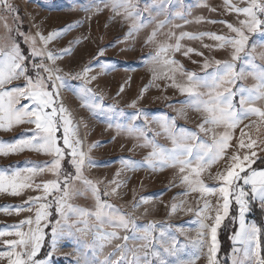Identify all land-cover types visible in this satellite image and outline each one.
Instances as JSON below:
<instances>
[{
  "label": "snow or ice",
  "instance_id": "6c2138e0",
  "mask_svg": "<svg viewBox=\"0 0 264 264\" xmlns=\"http://www.w3.org/2000/svg\"><path fill=\"white\" fill-rule=\"evenodd\" d=\"M100 2L111 9L113 18L119 16L122 22L130 21L126 38L154 25L144 40L145 46L152 47L145 57L151 65L152 80L137 99L156 81L164 80L166 88H175L184 96L178 103L200 113L201 120L195 129H186L177 128L174 117H154L153 122L159 125L160 131L153 132L152 136L148 135L151 129L134 123L141 117L145 125L150 123L142 109L132 114L128 123H113L125 113L115 105H104L103 97L90 86L97 80L96 75L90 74L94 65L88 63L79 71L65 72L58 61L71 52L73 41L59 51L49 47L65 30H53L45 35L36 26L35 32L21 31L19 8L10 0H0L3 14L0 19L4 21V32L0 34V131L31 126L20 136L0 140V156L34 151L48 157L38 164L27 161L30 166L24 168L11 165L0 168V194L23 198L20 204L0 208L16 214L29 213L17 224L0 229V264H50L47 259L39 258L49 234L53 251L58 239L78 238L81 250L75 264H197L201 257L206 264H229V260L230 264H264V225L249 223L245 218L253 202L264 209V169L252 167L260 158L258 150L264 151V139L259 138L264 128V63L255 62L257 48L264 49V0H224L223 11L234 14L233 22L207 20L203 16L192 21L188 9L173 15L168 8L176 6L173 0H160L159 6L152 9L156 16L150 12L147 18L142 17L133 0ZM187 2L177 0L181 6ZM195 6L217 11L209 7L207 0ZM99 10L96 6V11ZM161 15L165 18L158 19ZM8 17L16 22L15 28L7 23ZM177 18L185 24L221 23L228 32L180 31L177 34L176 30L183 27L173 24ZM67 27L70 30L72 26ZM166 28L168 31H164ZM205 37L215 43L203 44L204 48L225 50L228 58H205L199 72L185 69L173 58L176 53L203 57V52L185 48L181 42L203 41ZM255 37L259 38L258 43ZM103 53L101 49L98 55ZM260 59L264 61V51ZM249 78L254 81L250 86L243 83ZM74 81L80 83L74 86L71 83ZM124 87L121 85L120 92ZM69 90L81 101L82 108L93 115L105 116L109 127H115L118 134L142 140L129 151L136 147L150 149L143 160L121 158V168L112 179L90 178L88 169L96 166L90 153L99 144L85 146L79 130L81 121L75 119L64 103L63 92ZM258 102L261 106H256ZM136 103L132 101L130 107L136 108ZM183 111V108L178 110L180 114ZM244 120H250V124L240 128V136L234 140L235 130ZM253 127L257 138L249 135ZM161 135L170 146L157 141L156 137ZM219 162H223V167L213 175L210 169ZM141 168L153 172L175 169L171 186L184 189L178 195L197 194L195 206L185 199L177 203L174 198L168 211L169 216L191 213L197 225L194 236L183 225H176L172 231V225L156 221L137 223L134 212L149 204L147 196L139 200L134 197L129 212L109 202L108 198L118 195V189L125 186V181L119 178L121 173ZM205 174L215 183H206ZM40 176L48 178L38 182ZM80 198L91 199L92 203L80 206L75 203ZM233 205L237 214L232 219L238 220V228L231 237V257L221 259L218 230ZM147 213L145 208L144 214ZM88 236L91 240L86 239ZM106 247L111 248L107 254Z\"/></svg>",
  "mask_w": 264,
  "mask_h": 264
},
{
  "label": "rangeland",
  "instance_id": "374dc122",
  "mask_svg": "<svg viewBox=\"0 0 264 264\" xmlns=\"http://www.w3.org/2000/svg\"><path fill=\"white\" fill-rule=\"evenodd\" d=\"M15 6L19 8V15L21 17V31L35 32L36 26L39 30L47 35L48 32L53 30L64 29V34L54 40L49 47L54 51H59L68 48L69 42L71 44V52L64 56L58 64L64 69L65 72L79 71L84 64L92 63L94 65L91 75H96L97 80L90 86L103 97L104 105H115L121 109L125 116L119 117L112 121L113 123L130 122V117L138 109H142L147 113L150 123L144 124V120L140 119L134 121L137 125L151 129L148 132L149 136L153 132L160 131L159 125L153 122L154 117L168 116L175 118V125L177 128L195 129L201 120L200 113L178 103L184 99V96L172 87H165L166 81L158 80L143 92L140 99L141 90L149 85L152 80V73L150 67L145 59L148 53L152 51L151 46H145L144 40L146 35L151 32L154 25L142 29L134 37L126 38L129 23L122 22L119 16L113 18V13L110 8H106L100 0H10ZM204 0H189L183 6L173 0V5H169L172 14L176 12H185L186 9L190 10L191 15L189 19L194 21L196 17L203 16L207 20L215 21H228L233 22L235 19L234 14L230 15L223 11L224 0H207L210 8H216V12L209 11L208 8L195 6L198 3H203ZM236 2V0H233ZM137 4V10L142 13V17H149L151 12L152 16H156V12L152 11L153 6L158 7L160 0H133ZM96 6L99 11H96ZM83 7H92L91 12L81 10ZM148 9V11H145ZM167 13V9H166ZM3 14L0 13V16ZM158 19H164L165 16L161 15ZM77 21H82L77 25ZM3 19H0V34H3ZM7 23L15 28L16 22L11 17L7 18ZM179 23L183 25L182 29H177V34L180 31H187L191 33L198 32H216L217 34H227L228 30L224 24L221 23H188L177 19L173 20V24ZM71 25L69 30L67 26ZM171 27V25L169 26ZM168 31V29H164ZM254 39L259 41L258 37ZM78 41V42H77ZM182 45L185 48L191 47L198 52H203L204 56L190 54L189 57L184 56L182 53H176L174 59L179 61L183 67L189 71H200V66L205 58L208 59H226L227 53L225 50L209 51L204 48L203 44H214V41L209 40L207 37L203 41L199 40H183ZM103 49V56H99V51ZM264 49L259 47L256 50L255 57L256 63H264L260 59V53ZM95 58V59H94ZM192 61H196L193 63ZM104 65L105 67H101ZM179 79V77H178ZM21 83V82H19ZM74 86L79 84V81L71 82ZM246 85L250 86L254 81L249 78L244 81ZM121 85H124V91L120 92ZM158 85V86H157ZM120 93L117 95V93ZM64 103L72 111L75 119L80 120V135L84 139L85 146L98 143L99 146L92 149L90 155L95 162V167L88 169L87 174L92 179L104 180L112 179L118 169L121 168L120 159L128 158L135 161L143 160L144 156L150 149L136 147L133 151L134 145L142 143L135 136L127 134H118L115 127H109V120L105 116L99 114L93 115L87 109L82 108L81 101L73 95L72 91L63 92ZM136 100V108L130 107L132 101ZM256 106H261L258 102ZM183 108V114L178 112ZM255 119V118H252ZM245 124H250V120H244L242 124L235 130L234 140L240 136V128ZM86 125V126H85ZM31 127L30 125H21L14 128L10 132L0 131V140H10L25 133V130ZM253 138H257L255 127L249 132ZM260 139H264V128L260 130ZM160 144L170 146V142L163 136L156 137ZM18 155V156H17ZM259 159L252 165L255 169H264V151L258 150ZM48 157L42 153L34 151H26L25 155L19 159V154L10 155L8 157L0 156V168H6L5 165L13 167H28L30 165L25 162L31 161L33 164L41 163L47 160ZM259 162L258 166L256 163ZM223 167V162L214 165L210 172L214 175L218 170ZM175 169L165 168L163 170L150 171L147 168H141L136 171H124L121 173L120 179L125 181V186L118 189V195H113L110 203L120 208L122 211H132V203L135 197L139 200L141 197H149V204L142 205L136 209L134 215L137 217V223L145 224L149 221H156L166 225H172V231H175L176 225H183L186 231L191 235H195L197 225L194 223V217L191 213L178 212L172 216L168 215L169 207L174 202H179L182 199L195 206V197L197 194H190L188 197H182L178 194L183 192L181 187H173V177ZM48 178L47 176L37 177V181ZM205 181L208 184H214L215 181L208 178L205 174ZM103 187V185H101ZM80 206H88L92 203L91 199L80 198L75 201ZM257 209L263 214L264 223V209H262L258 202H254ZM148 209L147 215L144 214V209ZM237 214V208L233 205L229 217L225 218L220 229L218 230V240L221 244L223 240L224 250L219 252V257H231L232 255V240L233 233L238 228V220L232 219L233 215ZM253 215V213H251ZM253 219H246L249 223H256ZM7 238V237H6ZM91 240V236L86 237ZM183 239V237H181ZM221 248V245H220ZM2 250V246H0ZM81 250L80 241L77 237L64 236L57 240L55 250L51 248L50 234L46 237L44 246L41 248L39 258L47 259L50 264H75L78 259V254ZM111 251L110 247L104 249V253ZM51 253V255H49ZM169 260L174 258L168 257ZM197 264H206L203 257ZM230 264V260H229Z\"/></svg>",
  "mask_w": 264,
  "mask_h": 264
},
{
  "label": "crops",
  "instance_id": "0c3cea01",
  "mask_svg": "<svg viewBox=\"0 0 264 264\" xmlns=\"http://www.w3.org/2000/svg\"><path fill=\"white\" fill-rule=\"evenodd\" d=\"M16 83H19V82H16ZM25 153L26 151L19 153V159H21V157L25 155ZM20 164L21 163H19V168H24V167H20ZM5 167H8V165L6 164ZM22 199L23 198L21 197H11V196L0 194V206L17 205L21 203ZM27 215H29L28 212H21L19 214H16L15 211L10 210L9 212H5L3 211V208H0V229H2L5 225L17 224L20 219L24 218Z\"/></svg>",
  "mask_w": 264,
  "mask_h": 264
},
{
  "label": "trees",
  "instance_id": "16d2710c",
  "mask_svg": "<svg viewBox=\"0 0 264 264\" xmlns=\"http://www.w3.org/2000/svg\"><path fill=\"white\" fill-rule=\"evenodd\" d=\"M258 164H259V162L256 163V166H258ZM250 213H253V215H251V216H253V219L255 220V222L257 223L258 226L264 225V223L262 221L263 220V214L261 213V210L259 211L257 209V206L255 205L254 202L251 203V205H250ZM222 243H223V240L221 238V244H220L221 245V248H220L221 253L224 250H226V248H224V245H226V244H222Z\"/></svg>",
  "mask_w": 264,
  "mask_h": 264
},
{
  "label": "built area",
  "instance_id": "2783aa9c",
  "mask_svg": "<svg viewBox=\"0 0 264 264\" xmlns=\"http://www.w3.org/2000/svg\"><path fill=\"white\" fill-rule=\"evenodd\" d=\"M109 200L110 199H112V196L110 197V198H108ZM246 219H251V216H250V213L248 212V213H246V217H245Z\"/></svg>",
  "mask_w": 264,
  "mask_h": 264
}]
</instances>
